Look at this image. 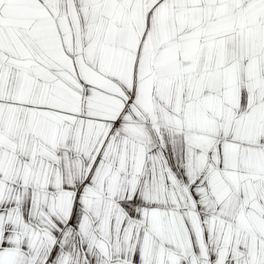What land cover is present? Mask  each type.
<instances>
[{
	"label": "snow or ice",
	"instance_id": "6c2138e0",
	"mask_svg": "<svg viewBox=\"0 0 264 264\" xmlns=\"http://www.w3.org/2000/svg\"><path fill=\"white\" fill-rule=\"evenodd\" d=\"M0 264H264V0H0Z\"/></svg>",
	"mask_w": 264,
	"mask_h": 264
}]
</instances>
